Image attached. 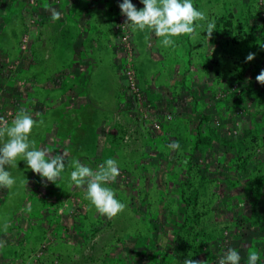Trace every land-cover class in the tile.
<instances>
[{"label":"rangeland","instance_id":"obj_1","mask_svg":"<svg viewBox=\"0 0 264 264\" xmlns=\"http://www.w3.org/2000/svg\"><path fill=\"white\" fill-rule=\"evenodd\" d=\"M122 2L0 0V117L10 124L27 110L37 149L79 151L65 163L97 170L115 159L120 175L106 186L126 204L117 217L100 215L67 182L70 164L50 200V182L19 160L6 166L14 186L0 187V212L17 223L8 239L33 243L22 264H59L50 249L67 236L63 264H218L228 248L240 264L251 252L264 264V85L255 79L264 69V0H192L208 20L196 40L180 35L169 47L151 30L133 32ZM101 116L105 126L94 129ZM76 122L85 137H72ZM89 132L100 136L90 156ZM74 225L77 235H66ZM35 226L45 232L33 240Z\"/></svg>","mask_w":264,"mask_h":264},{"label":"clouds","instance_id":"obj_2","mask_svg":"<svg viewBox=\"0 0 264 264\" xmlns=\"http://www.w3.org/2000/svg\"><path fill=\"white\" fill-rule=\"evenodd\" d=\"M140 2L144 7L139 10L131 0H123L119 4L121 14L126 17L125 24H128L133 32L151 30L155 36L162 38L161 44L164 47L172 46L174 44L172 38L180 35H188L196 40L201 34L197 29L202 27L198 22L208 20L206 13L195 8L192 0H140ZM52 18L60 19V13L53 12ZM216 28L215 20L207 22L203 31L206 30L205 37L208 41ZM255 55L252 52L248 53L245 62L252 61ZM255 79L264 85V69ZM35 124L36 121L25 109H21L10 124L0 117V187L11 189L14 186L16 181L11 172L6 170V166L15 168L19 160L26 161L27 166L42 180L46 178L47 182L58 184L57 181L62 179L67 153L53 154L48 149H37L35 142L30 140ZM170 147L178 148L179 145ZM71 165L74 168L71 172L73 186L84 190L85 199L91 202L100 215L112 219L125 210L126 204L121 203L116 198L114 190L106 186L116 182L120 175L119 165L115 159H107L97 170L76 159L71 161ZM191 256L189 254V257ZM240 261L239 252L234 248H228L218 264H240ZM259 261V253L251 252L247 264H258ZM183 264H205V261L188 258Z\"/></svg>","mask_w":264,"mask_h":264},{"label":"crops","instance_id":"obj_3","mask_svg":"<svg viewBox=\"0 0 264 264\" xmlns=\"http://www.w3.org/2000/svg\"><path fill=\"white\" fill-rule=\"evenodd\" d=\"M45 52H46V50L44 51V54H45ZM83 57V56H82ZM82 71V73L83 74H85L84 73V70H81ZM77 73H79L78 72V70L76 71V74H74V75H77ZM78 76H79V74H78ZM42 85V84H41ZM41 85H39L38 87L40 88H38L40 91H42V92H44L45 91V88L44 89H42L41 88ZM62 84H60L59 86H58V88H55L56 90H61V88H62V86H61ZM46 93V92H45ZM73 96V95H72ZM41 99V98H40ZM72 99V98H71ZM73 100V99H72ZM74 103V102H73ZM74 105V104H73ZM105 114H107V112L105 111ZM104 116H101V117H97V120H94L93 121V123H92V127L95 129V128H103L104 126H105V123H106V120L104 121ZM53 128H54V130H55V127H54V125H53ZM53 128L52 129H48L47 131L45 130V132L42 130V132H41V134H42V136H41V138H40V141H41V143H43V142H46V141H49L51 138H52V136H49V134H51V135H53V133H54V130H53ZM57 129H58V127H56ZM44 129V128H43ZM75 129H76V131H75V135L74 136H72V137H77V139H79V138H81V137H85V135H87V134H85L84 132H83V128H82V124H78V122H76V124H75ZM52 130V131H51ZM43 132L44 133H46V132H48V135L47 134H45L44 135V137H43ZM103 133H104V131H103ZM98 137L100 138V136H98L97 134H96V132H94V133H90L89 132V136L87 137V138H89L90 139V144H91V146L89 147V149L87 150V152H84L86 155H93V154H95V151L97 150V148H98V146H96L97 145V140H98ZM40 141H38L39 143H40ZM100 147V146H99ZM68 150H70L69 152H68ZM74 150H76V148H73V149H70V147L69 146H67L66 145V148H65V153H67V155H72V156H74V155H76V154H78L79 153V151L77 150L76 152L74 151ZM119 153H121L120 155H125V154H127L128 152H125V151H123V150H120L119 151ZM68 164H70L71 165V161L70 162H68L67 161V163H65V165H68ZM69 165V169H70V173H69V175H67V177L69 178V180H67V182H70L71 181V172L72 171H74V168L72 167V165L70 166ZM72 182V181H71ZM141 184L139 185V188L140 187H142L141 185L143 184V181H141L140 182ZM41 184H42V181H41ZM44 185V184H43ZM42 185V186H43ZM137 185V184H136ZM47 186L49 187V189H50V194H49V199L50 200H52V199H58V197L57 196H52L53 194H55V195H58V192L56 191V183H52V182H50V183H48L47 184ZM40 187V186H39ZM142 189V188H141ZM141 189L140 190H136V192L138 193V194H142L141 193ZM53 197H55V198H53ZM84 199H85V196H84ZM87 200V199H86ZM88 202H90L89 200H87ZM0 209H2V205H1V203H0ZM52 215H53V219H57V217H58V212H57V210H54L53 212H52ZM14 217H15V219L16 218H18V217H20V214H17V213H14ZM21 218H22V222H23V219H24V217L23 216H21ZM11 218H9V217H7L6 216V214L5 213H1L0 212V252H2L1 254H2V257H5V258H0V264H22L23 262H24V257L25 256H27L26 254L27 253H29L28 251L31 249V244L33 245V243H31V244H28V242H24V243H16L17 242V240L15 239V240H12V239H8L9 237H15L14 236V234L12 233V226H15V225H17V223H15V221H13V219H11ZM29 219V218H28ZM34 225V224H33ZM8 226V227H7ZM85 227H87V226H85L82 222H81V225L79 224V226H77V228L78 229H81V230H85L86 228ZM76 228V226L74 225L73 227H72V229H68L67 230V232H66V235H69V234H71L72 233V231H73V233H75L77 230ZM33 230H32V232H31V236H29V238H31V239H33V240H35L34 238H35V236L37 235V236H41V234L43 235L44 234V232H45V229H41L39 226H35V227H33L32 228ZM59 231V230H58ZM61 231V230H60ZM11 233L13 234L12 236H11ZM61 233L62 234H64V232L63 231H61ZM75 235H77V232H76V234ZM3 237H5L4 239H2ZM6 237H7V239H6ZM68 240H70V237L68 238V236H67V238H66V240H64V241H62V240H59V241H57L54 245H52L53 247L50 249V250H52L53 252H54V256H52L51 255V252L48 254V256L49 255H51V256H49L50 258L51 257H54V259L56 258L57 260H58V263L59 264H63V259H62V256L61 257H59L60 255H62V253H63V247H66L67 245H71L70 243H67V241ZM82 244V243H81ZM34 246V245H33ZM77 246H78V244H77ZM0 254V255H1ZM48 257V258H49ZM4 259V260H3ZM3 260V261H2ZM90 262V261H89ZM89 262H83V264H91V263H89ZM82 264V263H81Z\"/></svg>","mask_w":264,"mask_h":264}]
</instances>
